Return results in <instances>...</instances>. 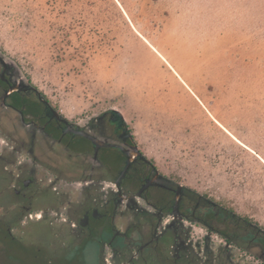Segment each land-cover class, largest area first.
<instances>
[{
	"label": "rangeland",
	"instance_id": "obj_1",
	"mask_svg": "<svg viewBox=\"0 0 264 264\" xmlns=\"http://www.w3.org/2000/svg\"><path fill=\"white\" fill-rule=\"evenodd\" d=\"M0 50L64 115L119 111L160 169L264 229V0H0Z\"/></svg>",
	"mask_w": 264,
	"mask_h": 264
},
{
	"label": "flooded vegetation",
	"instance_id": "obj_2",
	"mask_svg": "<svg viewBox=\"0 0 264 264\" xmlns=\"http://www.w3.org/2000/svg\"><path fill=\"white\" fill-rule=\"evenodd\" d=\"M89 246L95 264H264L262 227L160 169L113 109L64 115L0 50V264Z\"/></svg>",
	"mask_w": 264,
	"mask_h": 264
},
{
	"label": "water",
	"instance_id": "obj_3",
	"mask_svg": "<svg viewBox=\"0 0 264 264\" xmlns=\"http://www.w3.org/2000/svg\"><path fill=\"white\" fill-rule=\"evenodd\" d=\"M116 113H118V114H120L121 115V113L119 112V111H117V110H114Z\"/></svg>",
	"mask_w": 264,
	"mask_h": 264
},
{
	"label": "trees",
	"instance_id": "obj_4",
	"mask_svg": "<svg viewBox=\"0 0 264 264\" xmlns=\"http://www.w3.org/2000/svg\"><path fill=\"white\" fill-rule=\"evenodd\" d=\"M159 18H160L159 20L161 21V17H159Z\"/></svg>",
	"mask_w": 264,
	"mask_h": 264
}]
</instances>
